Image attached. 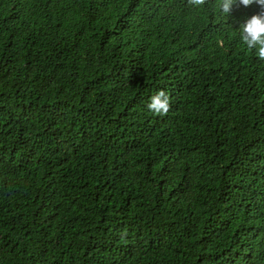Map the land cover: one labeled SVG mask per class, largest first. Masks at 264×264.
Here are the masks:
<instances>
[{
  "label": "trees",
  "instance_id": "obj_1",
  "mask_svg": "<svg viewBox=\"0 0 264 264\" xmlns=\"http://www.w3.org/2000/svg\"><path fill=\"white\" fill-rule=\"evenodd\" d=\"M207 5L0 0V264H264L262 9Z\"/></svg>",
  "mask_w": 264,
  "mask_h": 264
},
{
  "label": "clouds",
  "instance_id": "obj_2",
  "mask_svg": "<svg viewBox=\"0 0 264 264\" xmlns=\"http://www.w3.org/2000/svg\"><path fill=\"white\" fill-rule=\"evenodd\" d=\"M210 0H187V4L193 8H203L208 6ZM239 3L245 7L257 4L262 11L253 15L239 29V37L248 51L255 50L259 60L264 61V0H216L217 10L229 16L233 10V5ZM171 107L170 97L164 90H159L151 97L148 109L156 115H167Z\"/></svg>",
  "mask_w": 264,
  "mask_h": 264
}]
</instances>
